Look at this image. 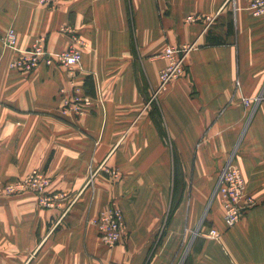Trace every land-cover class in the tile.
Instances as JSON below:
<instances>
[{"label":"crops","instance_id":"obj_1","mask_svg":"<svg viewBox=\"0 0 264 264\" xmlns=\"http://www.w3.org/2000/svg\"><path fill=\"white\" fill-rule=\"evenodd\" d=\"M11 28L21 51L84 46L74 79L12 70L20 52L0 40V264H264V101L243 104L264 92V16L249 0H0ZM194 43L158 91L165 49ZM72 79L92 102L81 117L62 112ZM230 160L257 205L228 229L215 193ZM33 169L56 207L5 195ZM113 204L127 233L109 248L90 220Z\"/></svg>","mask_w":264,"mask_h":264},{"label":"built area","instance_id":"obj_2","mask_svg":"<svg viewBox=\"0 0 264 264\" xmlns=\"http://www.w3.org/2000/svg\"><path fill=\"white\" fill-rule=\"evenodd\" d=\"M51 0H42V3H49ZM249 10L256 16H264V0H249ZM201 20L200 17H190L189 22H196ZM209 24L214 22V19L208 18ZM68 31V29H62ZM73 42L69 48L61 52H50L46 48V39L40 38L36 40L33 45L26 51H21L18 48V35L14 29H9L7 33L0 36L4 45L14 51L20 52V56L11 61L10 67L22 73H31L41 64L60 65L68 69L71 76L75 79L76 73L82 71V48L84 43L75 35L72 36ZM196 46L193 45L174 47L168 46L165 49L164 57L167 59V66L160 73V88L161 90L168 85L172 80L178 79L184 75L185 57L188 52ZM72 87V94L65 98L62 112L64 114H73L81 117L85 115L90 106H92L91 99L85 93L84 87L75 83L72 79L70 81ZM158 91L154 92V99ZM264 101V92L260 93L254 99L243 98V104L246 107L256 108ZM104 172L112 178H119L117 170L111 168H104ZM50 185V179L46 173L41 170L34 169L29 176L15 184L9 185L8 192L10 194L32 192L39 198V204L45 208H54L57 202L64 199V195L47 193ZM217 193L221 197L224 207V221L228 228L233 227L242 218L246 210L252 209L256 205L255 199L247 193L246 182L238 167L230 160L224 171L222 172ZM99 234L100 240L109 248L117 246L124 239L127 233V227L124 220L122 209L113 204L109 209L99 213L96 218L90 220ZM220 233L217 230H211L208 237L211 239H218Z\"/></svg>","mask_w":264,"mask_h":264},{"label":"rangeland","instance_id":"obj_3","mask_svg":"<svg viewBox=\"0 0 264 264\" xmlns=\"http://www.w3.org/2000/svg\"><path fill=\"white\" fill-rule=\"evenodd\" d=\"M11 29H13V28H11ZM15 30V29H14ZM8 31V30H7ZM7 31L3 34V35H5L6 33H7ZM17 33V32H16ZM2 35V36H3ZM1 40V39H0ZM2 42V41H1ZM2 44L4 45V43L2 42ZM4 47L5 48H7V49H10V48H8V47H6L5 45H4ZM10 50H12V49H10ZM14 60V59H13ZM11 68V67H10ZM12 69V68H11ZM12 70H14V69H12ZM87 94V93H86ZM63 109V108H62ZM34 170V169H33ZM39 170V169H38ZM42 171V170H41ZM31 172V171H30ZM30 172L25 176V177H23V178H21V179H19L18 181H16V182H13V183H9V184H7V185H5V187H4V193H5V195L6 196H9V197H11V196H15V195H19V194H23V193H32V192H29V191H26V192H22V193H16V194H10L9 192H8V187H9V185H12V184H15V183H17V182H20V181H22V180H24V179H26L28 176H29V174H30ZM44 173H46L45 171H43ZM118 172V171H117ZM47 175V174H46ZM47 177H48V175H47ZM49 178V177H48ZM113 180H117V179H114L113 178ZM246 188H247V184H246ZM217 189H218V185H217V187H216V193H215V199H216V197L217 198H219V200H220V202H221V204H222V208H223V210H224V207H223V203H222V200H221V197L219 196V194L217 193ZM247 193L249 194V195H251L249 192H248V189H247ZM33 194H35V193H33ZM252 196V195H251ZM253 197V196H252ZM254 198V197H253ZM256 201V200H255ZM256 205H257V202H256ZM255 205V206H256ZM254 206V207H255ZM254 207H252V209L254 208ZM251 209H248V210H246L245 211V213H244V215H243V218L242 219H244V217L246 216V214L250 211ZM224 214H225V212H224ZM242 219L239 221V222H241L242 221ZM225 222V221H224ZM238 222V223H239ZM238 223H236V224H238ZM235 224V225H236ZM226 225V224H225ZM234 225V226H235ZM233 226V227H234ZM227 227V226H226ZM233 227H231V228H233ZM228 228V227H227ZM228 229H230V228H228ZM211 230H217V229H215V228H211L210 229V231ZM209 231V232H210ZM218 231V230H217ZM209 232H208V234H209ZM219 232V231H218ZM220 233V232H219ZM208 234H207V236H208Z\"/></svg>","mask_w":264,"mask_h":264}]
</instances>
